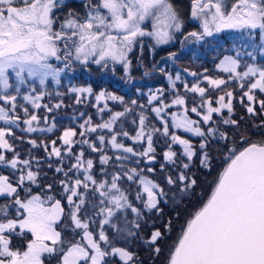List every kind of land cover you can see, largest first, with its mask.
Masks as SVG:
<instances>
[{"label": "snow or ice", "instance_id": "obj_1", "mask_svg": "<svg viewBox=\"0 0 264 264\" xmlns=\"http://www.w3.org/2000/svg\"><path fill=\"white\" fill-rule=\"evenodd\" d=\"M68 2L0 0V121L7 125L0 127V167L11 170L0 172V264H111L114 260L142 264L138 249H132L134 243L144 245L153 259L159 258L162 242L174 230L173 218L165 216L161 204L177 209L195 195L198 180L192 169L211 170L215 152L221 153L224 166L207 199L167 245L164 264H264V119L249 125L243 118H233L234 90L228 89L229 83H235L246 113L264 117V99L257 96V92L264 95V63L256 62L257 52L264 56V0H191L190 19L198 21L199 30L186 33H182L184 21L172 0H83V14L73 8L64 12ZM148 20L150 31L143 26ZM228 31L239 33L240 40L247 37L244 48L252 51L232 45L235 55H223L215 64L226 78L209 75L206 68L200 73L184 69L196 78L189 85L179 71L173 77L161 67L155 70L164 74L170 87L149 89L146 104L107 90L94 93L91 85L70 86L68 92L76 94L77 104L94 94L98 115L108 113V118L94 124L88 116L79 124V132L66 127L54 140L28 141L33 148H42L47 159L56 158L54 171L62 178H54V183H41L45 158L21 159L10 142L9 137L20 139L11 127H19L17 108L25 117L22 131L53 133L56 117L49 121L47 115L30 113L18 98L33 109L43 107L46 113L60 109L63 100L51 106L40 101L52 96L47 91L49 78L59 85L61 74L73 70L75 63L97 65L101 71L111 66L113 73L121 65L130 80V53L137 44L143 51L144 37L154 40L149 46L154 51L176 39V33H182L183 45ZM256 36L259 44L252 40ZM176 55L168 53L169 58ZM244 56L252 62L242 63ZM178 81L183 83L184 94L177 88ZM205 83L207 87L201 86ZM136 91L143 95L140 89ZM169 91L173 94L166 97ZM212 93L220 94L214 97ZM109 101L122 110H114ZM174 106L178 111H170ZM137 108L138 120L132 123L138 126L135 135H130L123 129L124 118ZM149 113L155 114L151 119L158 118L159 127L150 122ZM41 120L46 127L40 126ZM100 130L109 134L89 138ZM177 130L198 137L199 143ZM118 137L129 138L142 150L126 146ZM159 138L164 147L160 154L155 146ZM109 148L114 150L112 155ZM158 155L162 183L145 175L155 174V166L139 167L142 161L154 165ZM133 162L136 166L129 167ZM14 239L21 243L14 246Z\"/></svg>", "mask_w": 264, "mask_h": 264}, {"label": "trees", "instance_id": "obj_2", "mask_svg": "<svg viewBox=\"0 0 264 264\" xmlns=\"http://www.w3.org/2000/svg\"><path fill=\"white\" fill-rule=\"evenodd\" d=\"M172 3L176 6L177 5V0H172ZM186 0H183V8L184 11L186 12L185 14H180L181 18L184 17L185 21H187V12H188V6H185ZM184 31L186 29L184 28ZM179 37V35H177ZM191 44H194V42L190 41ZM160 51V50H158ZM168 52L170 49L167 50ZM133 55L130 57L132 59V69L135 72H137L134 76H141L142 77V72L136 67V54L137 50H134ZM162 54V50L158 54ZM180 58V59H178ZM178 62H180L183 66L184 69H187L191 72L195 71L197 73H200L203 71V69H208V74L212 76H224L225 78L227 77L226 73H223L220 69L215 68V64H217V57L216 58H211L209 55H206V58L202 57H197L196 59L191 58V52L189 54H185L182 57H177ZM180 60V61H179ZM96 67L94 68L92 65H90V68L93 69L95 75L98 74L100 67L95 65ZM122 68V66H120ZM122 73L120 72L119 75ZM85 73L81 71L74 70V73L72 74V80L74 82H78L79 80L81 83H91V86L94 90V92L99 91L101 87L105 86L107 89L111 90L113 93L119 94L121 96H127L125 99L128 98V100L132 97H135L139 102L145 101L147 99V94L140 95L137 93V89H140L141 92L147 93L149 89H154L152 86L154 85L153 83H146L145 81L143 83L137 81L136 83L127 81L123 85L119 84L116 80H109V78H105L104 81H97L93 78H86ZM122 78L124 80L125 75ZM144 80V79H143ZM160 84V83H158ZM206 86L205 84H202ZM159 87V86H157ZM161 88V87H160ZM228 89H233L234 90V98H233V105L235 108V112L233 114V118L240 120L243 118V121H247L248 124L250 125L252 121L254 120L255 122H259L260 119H264V117H250L247 113L245 108L241 105L240 103V97L242 95V92L239 88L236 87L235 83H229ZM227 90V89H225ZM168 93H165L167 97ZM219 93H212V95L215 97ZM257 96L260 99H264V95H261L259 92H257ZM93 96H91L90 101H92ZM245 103H247L246 98H245ZM77 107H73L71 109L66 108V107H61L60 109L54 110L51 114V118L53 116L56 117V124L57 128L54 129L53 133H47L45 135H41L38 133H32L29 136H26L25 133H19L17 137L20 139H14L13 137H9V140L11 143H13L16 146V151L20 153V158L21 159H26L29 158V156L32 157H37V158H45L42 160L41 163V183H54V178L56 180L62 178L60 174L55 173L54 168L56 166V160L54 158H51L50 160L46 158V153L43 151L42 148H33L32 145L28 142L30 139H35L37 141H50L56 139L61 132L63 131L64 128L66 127H75L77 131L79 132L80 129L77 125L72 123V119L69 116L72 112L73 109H76ZM87 110L89 111V114H93V108L91 106L87 107ZM257 112H259V107L257 106ZM224 115L227 116V110H225ZM216 115H214V118ZM51 118L49 120H51ZM153 118V117H152ZM246 126L242 122V127ZM179 134L185 136L186 138L192 139L194 144L199 143V138L198 137H193L187 133L182 132L181 130H177ZM255 135H253V139H255ZM79 139V137H77ZM129 145L135 147L136 145L130 141H126ZM240 146H244L243 142L240 141ZM156 147H157V153L160 154L163 152L164 147H163V138H159L156 142ZM30 150V151H29ZM78 147H74V151H78ZM175 150L179 152L177 146H175ZM86 154L88 155L89 153L86 150ZM9 158H11V153L7 154ZM94 157L98 158L97 155L91 154ZM215 156V160L213 162V168L211 170L208 169H202L197 167H193L192 171L196 172L197 174V180H198V185L196 188L195 195L187 198L184 200V202L180 205L179 208L173 209L171 204H161V207L163 208V211L165 213L166 217H172L173 218V224H174V230L169 234V239L165 240L162 242V252L159 255V258L153 259L152 254L148 251V249L142 245V244H133L132 249L137 250L138 249V254L140 256V259L142 261V264H164V261L166 259V255L168 252V247L167 245H170L173 240L176 239L177 232L179 231V227L181 224H183L184 220L190 215V213L194 212L197 207L200 206V204L203 202L204 199H207V196L210 194L211 187L213 185V182L215 181V178L217 176V173L222 170V167L224 166L225 161L222 159V155L220 152H215L213 153ZM159 162L160 161V156L158 155L157 162L153 164L151 163H146V162H141L140 166L142 169H146L147 167H152L155 166L157 169V172L155 174L152 173H147L145 172V175H148L150 178L158 180L162 183V174L159 172ZM48 163H51L53 167L50 169L47 165ZM33 169L35 170V164H33ZM0 172H3L4 174H9L10 171L7 170H1ZM46 174V177L45 175ZM175 175V174H173ZM125 186L127 187V182H125ZM56 191H59V186L56 187ZM132 191H135V186H132ZM176 212L180 213L179 218H176ZM147 229H144L145 234L147 233ZM21 241L15 240L13 241L14 246L20 244ZM124 246V245H120ZM47 264V261H46ZM52 264H55V261L52 262ZM111 264H118V261H112Z\"/></svg>", "mask_w": 264, "mask_h": 264}, {"label": "rangeland", "instance_id": "obj_3", "mask_svg": "<svg viewBox=\"0 0 264 264\" xmlns=\"http://www.w3.org/2000/svg\"><path fill=\"white\" fill-rule=\"evenodd\" d=\"M143 26L146 27L150 31L151 30V20L146 21ZM239 35H240L239 33L228 31V32L215 34L214 37H206L204 41H201L199 43L194 42V44H192V49L190 51L191 52V58L192 59H196L197 57H202V58L205 59L206 55H209L211 58H216L217 57V61H218L217 63H219V60L223 58V55H235V50L232 48L233 44H235L236 47L240 48L242 51H252L251 47L244 48V45L248 43V38L245 37L244 40H240V39H238ZM144 38H147L148 42L150 44L154 43V40L151 37H144ZM252 40L255 43L259 44L258 36L252 37ZM186 42H188V41H186ZM137 46H138V44H137ZM259 58H263L264 59V56H261L257 52V60H256V62H258V63H259ZM174 59L175 58H168V66H169L168 68H171L172 66H174L176 68V66H175L176 63H175ZM244 61H247L249 63L252 62L251 58L247 57V56H244L242 58V63ZM52 63L60 66L59 65L60 64L59 61L53 60ZM77 64H79V63H77ZM78 66L79 65H77V67ZM175 68L172 69L174 75L176 73V69ZM110 70H111V66H109V69H107L108 72L104 73L102 76L106 77V78H109L110 75L112 76V72ZM240 70L242 71L243 68L241 67ZM188 72H191V71L188 70ZM188 72L183 71L181 76H182L183 80H186L188 82V84L191 85L192 83L195 82L196 78L190 76L188 74ZM73 73H74L73 70L66 71L65 73H62L61 74V83L59 85L55 84V82L52 81L51 78H49V81L47 82V91L52 93V96L44 97L40 101V103L41 104H48L49 106H51L52 104L58 102L59 100H63V106L62 107H66V108H69V109H71L73 107H77L76 109H73V112L69 115L71 117V119H72V123L77 125V126H79L80 123H83L84 119H87L88 116L92 117V120H93L94 124L95 123H100V122H102V120H106L108 118V113H105L103 116L98 115V113H97V106H96L97 102L95 101L94 94L91 95V96H93L92 101H90L91 96H85L84 102L80 103V104H77L76 103V94L68 92V88L70 86L79 87V86L91 85V83H81L80 80L78 82H74L72 80V74ZM174 75H173V77H174ZM84 76L86 78H92L91 77V73H87ZM93 76H94L93 79L96 78L95 74H93ZM112 78H113V76H112ZM146 80H150V78L148 77ZM105 86L101 87V89H99V91L94 92V93H98L101 90H107L109 92H112L111 90L107 89ZM201 86H204V85H201ZM169 87H170V85H169V82L167 80L166 89H169ZM205 87H207V85ZM153 88L156 89V88H160V87L156 86V87H153ZM177 88H178V90L180 91L181 94H184L185 90H184V87H183V83L181 81L177 82ZM25 90H26V87L22 86V91H25ZM37 90L38 91L40 90L39 87H38V82H37ZM57 92L66 93V95L57 96L56 95ZM141 93L147 94L148 92L147 93L141 92ZM166 93H168L167 97H170L173 94L170 91L166 92ZM219 94H217V95H219ZM117 95H119V94H117ZM188 95H189V98L191 99L192 94H188ZM124 97H127V96H124ZM130 99H136V98L132 97ZM126 100H128V98ZM146 102H147V99L145 101L141 100V102L138 101V103H142V104H146ZM18 103L19 104H24L26 107H28L30 113L31 112H35L40 117H44L45 115H47L49 117V119L51 118V116L49 115L51 113H46V110L43 107L40 108V109H33L31 104L29 102H27V101H24L22 98H18ZM109 105H110V107L114 106V110H122V106L117 105L116 102L109 101ZM88 106H91L93 108V111H94L93 114H89V111L87 110ZM100 106H103V101L100 102ZM189 107H191V102L189 103ZM139 111H140V109L137 108L135 112H133L132 114H130L127 117L124 118L123 129L128 131L130 133V135H135V131H136L138 125L137 124H133L132 121L134 119L138 120ZM170 111H173V112L178 111V107L174 106L173 108H171ZM81 113H83V117L81 116ZM14 114H19L20 117H21V120L18 122L19 123V127H16L14 125L11 126L12 130H13V133H14V136L17 137V135L19 133H25L26 136H29L30 134H32V133H27V132L22 131V129H24L26 127L23 124V119L25 117H24L22 109L17 108L16 113H14ZM149 115H150V122L151 123H155V125L157 127H159L160 123H159L158 118L154 119V120L151 119L152 117L155 116V114L154 113H149ZM189 115L193 119H198V117L194 113H189ZM214 115H216V114H214ZM167 118L169 120L171 119L170 116L167 117ZM49 121H51V120H49ZM5 126H7V125H5L3 121H0V127H5ZM40 126L46 127L47 125L45 124V122L43 120H41ZM116 130L117 131L120 130L119 126H117ZM181 131L183 132V130H181ZM35 133H38V134H41V135H45L48 132L41 133V132L38 131V132H35ZM99 134L108 135L109 134V130H100L98 133H92V134H90L89 138L90 139H95L96 136L99 135ZM187 134H189V133H187ZM189 135H191V134H189ZM118 140L120 142L125 143L126 146H131L128 143H126L127 140L132 142V143H134L132 140H130L129 138H125V137H118ZM134 144L136 145L134 148L137 151L142 150V147H141L140 144H136V143H134ZM58 146H59V143H58ZM97 146H99V145H97ZM84 147L87 150V146H84ZM177 148L180 151V147L177 146ZM108 152H109L110 155H112L114 150L109 148ZM95 155H97V154H95ZM86 157H87V154H86ZM54 159L56 160V158H54ZM56 163H57V161H56ZM134 166H136V164L134 162L129 164V167H134ZM139 167L142 168L140 165H139ZM0 169L3 170L4 168L0 167ZM4 170L11 171L10 169H4ZM109 171H112V169L109 168Z\"/></svg>", "mask_w": 264, "mask_h": 264}, {"label": "flooded vegetation", "instance_id": "obj_4", "mask_svg": "<svg viewBox=\"0 0 264 264\" xmlns=\"http://www.w3.org/2000/svg\"><path fill=\"white\" fill-rule=\"evenodd\" d=\"M93 3L96 2V0H92ZM229 2H231V0H229ZM185 6H188V16H187V21H185L184 17H182L183 21H184V28L186 29V31H184V28L182 29V33H186L192 30H199L198 27V21H194L190 19V12H191V0H186ZM68 8H73L76 11L80 12L81 14H83L84 12V8H83V0H69L67 7L63 10L64 12L67 11ZM176 8L178 9V11L180 12V14H185L186 12L184 11L183 8V0H177V5ZM182 33H176V39H174L173 41H171L169 44L166 45H159L155 47L154 51L150 50V45H154V43L150 44L148 42L147 38H143V51H141L140 45L138 44V46H136L134 50H137V54H136V67L138 68L139 66V70H141L142 72V77L139 76H134L137 72L134 73L133 69H131V79L130 82L136 83L137 81L143 83L144 81L146 83H153L154 85L152 87H156L159 86L161 88L166 89V84H167V79L164 76V74L156 71L155 69H159L161 67L165 68V70L171 74L174 75L173 73V68H175L174 66H172L171 68H168V53L169 52H176V57H175V66H176V72H180L182 75L183 72V66L180 62H178L177 57H182L185 54H189L191 49H192V44L190 41L184 43L183 45L181 44V40H183V35ZM177 35H179V37H177ZM147 39V40H146ZM229 43V42H228ZM170 49V51L168 52L167 50ZM158 50H162V54H158L160 51ZM133 55V53H130V57ZM180 59V58H178ZM180 61V60H179ZM264 59L263 58H259V63H263ZM60 65V64H59ZM77 65H79L77 67ZM94 68L96 67L95 65H92ZM121 65H117L116 66V71L113 73L112 72V76H109V80H116L119 84L123 85L124 83H126L127 81H129V79L127 77L124 78V80H122V78L125 75L123 72V68L120 67ZM74 70H79V71H83L85 74L87 73H91V77L93 78V74L94 71L93 69L90 68V65L85 67L83 65L77 64L75 63L73 66V71ZM107 70H103L101 71L99 69L98 74L96 75V78H94L95 80L99 81H104L106 77H103L102 75L104 73H107ZM122 73L121 75H119V73ZM145 72H148V75H145ZM110 73V72H109ZM122 77V78H121ZM150 78V80H146L147 78ZM144 79V80H143ZM160 83V84H158Z\"/></svg>", "mask_w": 264, "mask_h": 264}]
</instances>
